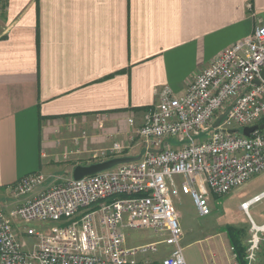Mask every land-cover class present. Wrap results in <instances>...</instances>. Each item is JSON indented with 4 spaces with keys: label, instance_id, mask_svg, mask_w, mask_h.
Masks as SVG:
<instances>
[{
    "label": "crops",
    "instance_id": "1",
    "mask_svg": "<svg viewBox=\"0 0 264 264\" xmlns=\"http://www.w3.org/2000/svg\"><path fill=\"white\" fill-rule=\"evenodd\" d=\"M263 23L264 0H9L0 14V201L12 205L8 186L27 173L89 164L125 138L129 118L142 123L163 87L183 94ZM127 150L143 152L137 140Z\"/></svg>",
    "mask_w": 264,
    "mask_h": 264
},
{
    "label": "built area",
    "instance_id": "2",
    "mask_svg": "<svg viewBox=\"0 0 264 264\" xmlns=\"http://www.w3.org/2000/svg\"><path fill=\"white\" fill-rule=\"evenodd\" d=\"M8 3L0 0V14ZM263 68L264 23L224 48L183 94L167 86L158 92L157 104L132 131L143 148L139 159L78 180L69 174L44 185L48 176L36 171L10 184L12 205L0 201V264H187L172 196L188 197L206 216L210 197L264 171V129L243 134L246 126L264 124ZM128 147L114 141L94 155L127 156ZM262 199L264 190L240 206L247 212ZM250 223L245 264H255L264 231ZM140 229L162 237L127 245V231ZM160 245V259L142 258Z\"/></svg>",
    "mask_w": 264,
    "mask_h": 264
},
{
    "label": "rangeland",
    "instance_id": "3",
    "mask_svg": "<svg viewBox=\"0 0 264 264\" xmlns=\"http://www.w3.org/2000/svg\"><path fill=\"white\" fill-rule=\"evenodd\" d=\"M101 126V124H99ZM130 129L125 131V138H113L123 146H132L135 140L132 131L134 126L129 123ZM171 144H175L170 140ZM111 146V145H110ZM128 147V148H129ZM125 148L124 153L128 151ZM106 150V149H105ZM142 152V151H141ZM97 154V153H95ZM101 156L92 155L88 163L102 161ZM105 160V159H104ZM68 176L65 171L48 176L45 184L54 183ZM264 189V171L252 176L244 184L235 187L220 196L210 197V212L206 216H200L191 200L177 193L172 196L174 207L178 214L179 227L182 233L181 246L183 256L187 264H232L237 261L236 254L232 249L231 234L237 236L240 246L245 250L247 240L250 238L251 223L253 220L257 225H264V199L252 204L245 212L240 204ZM48 226L61 225L60 221H48ZM39 227V223H31ZM228 228H231L230 232ZM231 233V234H230ZM261 243L257 253L255 264H264V231L259 232ZM162 235L155 234L150 229L128 230L127 245H142L150 241L160 239ZM163 247L154 254H147L142 258L158 260L162 256ZM235 257V259H233ZM238 263V262H237Z\"/></svg>",
    "mask_w": 264,
    "mask_h": 264
},
{
    "label": "water",
    "instance_id": "4",
    "mask_svg": "<svg viewBox=\"0 0 264 264\" xmlns=\"http://www.w3.org/2000/svg\"><path fill=\"white\" fill-rule=\"evenodd\" d=\"M261 78L264 79V68L261 71ZM255 82L258 84L260 80L256 79ZM219 120L220 119H218L215 122V125L218 124ZM257 128L264 129V124L246 126L243 128V134L249 135L251 131ZM137 159H139V155L138 156H119V157H113V158H109L106 160L94 162V163L87 164V165H76L73 167L71 171V176L73 179L78 180L84 176L95 174L97 172L109 169L115 165L132 162Z\"/></svg>",
    "mask_w": 264,
    "mask_h": 264
},
{
    "label": "trees",
    "instance_id": "5",
    "mask_svg": "<svg viewBox=\"0 0 264 264\" xmlns=\"http://www.w3.org/2000/svg\"><path fill=\"white\" fill-rule=\"evenodd\" d=\"M228 230L231 232L232 229L228 228ZM231 234V233H230ZM232 238V249L234 251V253L236 254L237 257V262L239 264H245L244 260H243V256H244V250L243 248L240 246V243L238 241L237 236H234L233 234L230 235Z\"/></svg>",
    "mask_w": 264,
    "mask_h": 264
},
{
    "label": "bare ground",
    "instance_id": "6",
    "mask_svg": "<svg viewBox=\"0 0 264 264\" xmlns=\"http://www.w3.org/2000/svg\"><path fill=\"white\" fill-rule=\"evenodd\" d=\"M241 208V206H240ZM242 209V208H241ZM255 226L259 229V230H264V225H257L255 224Z\"/></svg>",
    "mask_w": 264,
    "mask_h": 264
}]
</instances>
